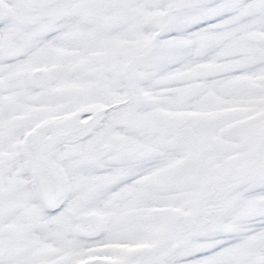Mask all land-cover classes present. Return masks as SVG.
Wrapping results in <instances>:
<instances>
[{
	"label": "snow or ice",
	"instance_id": "6c2138e0",
	"mask_svg": "<svg viewBox=\"0 0 264 264\" xmlns=\"http://www.w3.org/2000/svg\"><path fill=\"white\" fill-rule=\"evenodd\" d=\"M0 264H264V0H0Z\"/></svg>",
	"mask_w": 264,
	"mask_h": 264
}]
</instances>
